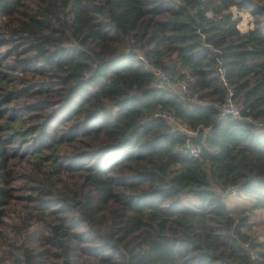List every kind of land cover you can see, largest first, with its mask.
<instances>
[{
	"label": "trees",
	"instance_id": "1",
	"mask_svg": "<svg viewBox=\"0 0 264 264\" xmlns=\"http://www.w3.org/2000/svg\"><path fill=\"white\" fill-rule=\"evenodd\" d=\"M220 69L264 122V0H0V264H264V129Z\"/></svg>",
	"mask_w": 264,
	"mask_h": 264
},
{
	"label": "built area",
	"instance_id": "2",
	"mask_svg": "<svg viewBox=\"0 0 264 264\" xmlns=\"http://www.w3.org/2000/svg\"><path fill=\"white\" fill-rule=\"evenodd\" d=\"M153 73L154 75L159 78L164 84H171L174 80L175 77L174 75L162 68L159 67H154L153 68ZM220 74L222 78V82L224 87L227 90V98L226 102L220 107V117L224 116H234L236 118H242V111L239 107V105L236 103V100L234 98V89L231 87L229 80L226 77V72L223 69H220ZM178 88L180 91L185 92L187 90V81L185 79L178 80L177 82ZM244 120L254 123L264 129V122L263 121H255L251 116H245L243 117ZM170 120L175 123L176 125L179 126L180 129L182 130H188L185 125L179 124L177 121H174L173 118L171 117ZM187 147L190 148V151L193 156H198L199 155V149L191 145L189 142L187 144Z\"/></svg>",
	"mask_w": 264,
	"mask_h": 264
},
{
	"label": "rangeland",
	"instance_id": "3",
	"mask_svg": "<svg viewBox=\"0 0 264 264\" xmlns=\"http://www.w3.org/2000/svg\"><path fill=\"white\" fill-rule=\"evenodd\" d=\"M174 77L175 80L168 86H172L176 89L178 87V76L174 75ZM224 199L227 205L237 212L241 211V209L244 208H250L251 206L250 199L244 196H238L235 189L228 190L224 196ZM181 200L185 204L194 208H197L200 205V200L191 193H183L181 195ZM250 216V221L253 223L254 229L258 232L259 239L264 240V211L250 212ZM8 219L9 218H6V221H8Z\"/></svg>",
	"mask_w": 264,
	"mask_h": 264
}]
</instances>
